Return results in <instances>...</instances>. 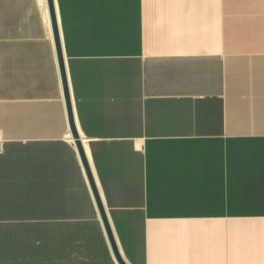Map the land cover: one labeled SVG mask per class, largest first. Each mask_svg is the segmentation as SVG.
<instances>
[{"label": "crops", "instance_id": "0c3cea01", "mask_svg": "<svg viewBox=\"0 0 264 264\" xmlns=\"http://www.w3.org/2000/svg\"><path fill=\"white\" fill-rule=\"evenodd\" d=\"M56 7L76 127L127 263L264 264V0ZM0 134V264H118L46 0H0Z\"/></svg>", "mask_w": 264, "mask_h": 264}, {"label": "water", "instance_id": "95a60500", "mask_svg": "<svg viewBox=\"0 0 264 264\" xmlns=\"http://www.w3.org/2000/svg\"><path fill=\"white\" fill-rule=\"evenodd\" d=\"M47 5H48V10H49L50 19H51L53 36H54L55 44L57 48L59 64H60V68L62 72L65 99H66L71 129H72L73 135L76 140L79 154L82 159V163H83L84 169L86 171V175L89 180L92 195L96 203L97 209L99 211V214H100V217H101V220H102L105 232H106V236H107L108 242L111 247V251L116 261L118 262V264H128L119 250V247H118V244H117V241H116L113 229H112V225L110 223V219L108 217V213L106 211V207L104 205V201L100 193V189L98 188V185L96 183V180L93 175L92 169L90 167L81 137L76 127L73 105H72V100H71V95H70V90H69V84H68V77H67V72H66L65 58H64V53L62 49L60 24L58 22V15H57V9H56L57 7H56L55 0H47Z\"/></svg>", "mask_w": 264, "mask_h": 264}, {"label": "built area", "instance_id": "2783aa9c", "mask_svg": "<svg viewBox=\"0 0 264 264\" xmlns=\"http://www.w3.org/2000/svg\"><path fill=\"white\" fill-rule=\"evenodd\" d=\"M3 151H4V140L2 139L0 134V153H2Z\"/></svg>", "mask_w": 264, "mask_h": 264}, {"label": "bare ground", "instance_id": "6f19581e", "mask_svg": "<svg viewBox=\"0 0 264 264\" xmlns=\"http://www.w3.org/2000/svg\"><path fill=\"white\" fill-rule=\"evenodd\" d=\"M46 3H47V0H46ZM55 3H56V0H55ZM47 7H48V5H47ZM48 12H49V10H48ZM49 15H50V14H49ZM50 21H51V19H50ZM82 143H83V141H82ZM84 143H85V145H86L85 140H84Z\"/></svg>", "mask_w": 264, "mask_h": 264}]
</instances>
